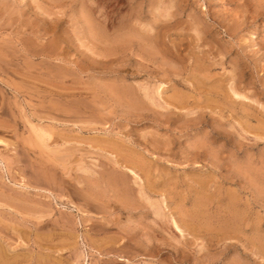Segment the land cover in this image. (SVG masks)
Here are the masks:
<instances>
[{
	"label": "rangeland",
	"instance_id": "rangeland-1",
	"mask_svg": "<svg viewBox=\"0 0 264 264\" xmlns=\"http://www.w3.org/2000/svg\"><path fill=\"white\" fill-rule=\"evenodd\" d=\"M0 15V202L34 192L0 207V264H264V0Z\"/></svg>",
	"mask_w": 264,
	"mask_h": 264
},
{
	"label": "bare ground",
	"instance_id": "bare-ground-1",
	"mask_svg": "<svg viewBox=\"0 0 264 264\" xmlns=\"http://www.w3.org/2000/svg\"><path fill=\"white\" fill-rule=\"evenodd\" d=\"M1 16V15H0ZM208 19V18H207ZM169 26V25H168ZM20 31V30H19ZM151 33V32H150ZM158 39V38H157ZM8 40V39H7ZM29 41V40H28ZM33 41V40H32ZM7 43V42H6ZM36 43V42H35ZM217 43V42H216ZM218 44V43H217ZM25 45V44H24ZM27 45V44H26ZM6 47V46H5ZM43 49V48H42ZM13 50V49H12ZM41 50V49H40ZM23 57V56H22ZM39 57V56H38ZM69 57V56H68ZM19 58V57H18ZM71 61V60H70ZM95 63V62H94ZM200 64V63H199ZM38 65V64H37ZM202 65V64H201ZM233 66V65H232ZM8 67V66H7ZM12 67V66H11ZM26 67V66H25ZM33 67V66H32ZM5 68H6V66H5ZM23 68V67H22ZM51 68V67H50ZM10 69V68H9ZM214 69V68H213ZM11 71V70H10ZM232 72V71H231ZM4 73V72H3ZM7 74H8V72H7ZM13 74V73H12ZM28 74V73H27ZM231 74V73H230ZM234 74V73H233ZM5 76V75H4ZM8 76H9V74H8ZM14 76V75H13ZM58 76V75H57ZM56 76V77H57ZM14 77H16V76H14ZM17 78V77H16ZM57 78H59V77H57ZM179 78V77H178ZM234 79V78H233ZM177 81V80H176ZM232 82V81H231ZM1 83V82H0ZM4 84V83H3ZM25 84V83H24ZM194 85V84H193ZM4 86V85H3ZM230 87H231V85H230ZM231 90V89H230ZM247 90V89H246ZM18 91V90H17ZM19 92V91H18ZM232 92V91H231ZM220 93V92H219ZM234 94V93H233ZM254 94V93H253ZM236 95V94H235ZM44 96V95H43ZM81 96V95H80ZM32 100V99H31ZM83 100V99H82ZM81 100V101H82ZM47 101V100H46ZM69 101V100H68ZM65 104V103H64ZM82 104V103H81ZM15 105H16V103H15ZM219 105V104H218ZM41 106V105H40ZM85 106V105H84ZM18 107V106H17ZM17 107H15V108H17ZM83 107V106H82ZM182 107V106H181ZM19 108V107H18ZM17 108V109H18ZM48 108V107H47ZM1 109V108H0ZM8 110H10L9 108H8ZM20 111V110H19ZM67 113V112H66ZM20 114V113H19ZM166 115H167V113H166ZM74 116V115H73ZM210 116V115H209ZM30 119V118H29ZM259 119V118H258ZM215 121V120H214ZM39 122V121H38ZM167 122V121H166ZM56 123V122H55ZM60 123V122H59ZM170 123V122H169ZM73 124V123H72ZM162 124V123H161ZM197 124V123H196ZM201 124V123H200ZM204 125V124H203ZM220 125V124H219ZM2 126V125H1ZM36 126V125H35ZM187 126V125H186ZM191 126V125H190ZM217 126V125H216ZM189 127V126H188ZM218 127V126H217ZM47 128V127H46ZM53 129V128H52ZM181 129V128H180ZM46 131V130H45ZM184 131V130H183ZM37 132V131H36ZM214 132V131H213ZM49 133H51V132H49ZM183 133V132H182ZM181 134V133H180ZM223 134V133H222ZM43 135V134H42ZM73 141V140H72ZM216 142V141H215ZM88 144V143H87ZM229 145V144H228ZM201 148H203L202 146H200ZM199 147V148H200ZM197 148H198V146H197ZM196 148V149H197ZM236 148V147H235ZM71 149H73V148H71ZM135 149V148H134ZM152 151V150H151ZM199 151V150H198ZM171 152V151H170ZM195 152H197V151H195ZM205 153V152H204ZM220 153V152H219ZM225 153V152H224ZM127 155V154H126ZM131 155H129V156H125V159L127 160V161H124V162H122V163H125L126 165H124L123 166V169H125L126 170V172H123V171H120V172H117V173H113L112 175H110V178H109V180H107V182L109 181H111L110 183L114 186V187H116V186H120L121 188L122 187H124L125 186V182L126 181H128V179H130V180H136V179H138V176H137V174H136V172L132 169V168H128V166H131L132 167V165H135L136 163L137 164H139V161H137V160H135L133 157H130ZM196 157H197V155H196ZM202 157V156H201ZM236 157V156H235ZM203 158V157H202ZM124 159V158H123ZM124 159V160H125ZM26 160V159H25ZM56 160H58L59 161V158L58 159H56ZM61 161V160H60ZM66 161V160H65ZM72 161V160H71ZM191 161V160H190ZM141 162V161H140ZM74 163V162H73ZM2 164V163H1ZM44 164V163H43ZM118 163L116 162V163H114V165H117ZM119 165V164H118ZM128 165V166H127ZM196 165H198V164H196ZM2 166V165H1ZM51 166V165H50ZM89 166V165H88ZM121 166V168H122V165H120ZM62 167V166H61ZM203 167V166H202ZM229 167V166H228ZM120 168V167H119ZM154 168V167H153ZM204 168V167H203ZM51 169H53V168H51ZM50 170V169H49ZM35 171V170H34ZM54 171H56V170H54ZM58 171V170H57ZM56 171V172H57ZM53 172V171H52ZM68 172V171H67ZM114 172V171H113ZM236 172H238L237 170H236ZM158 173V172H157ZM61 174V173H60ZM77 174V173H76ZM63 175V174H62ZM31 176V175H30ZM29 176V177H30ZM55 176V175H54ZM53 177V176H52ZM140 178V177H139ZM162 178V177H161ZM38 179V178H37ZM165 179V178H164ZM168 179V178H167ZM12 180H13V178H12ZM194 180H196V179H194ZM205 180V179H204ZM38 182V181H37ZM46 182V181H45ZM81 182H84V179L83 178H81V179H79V181H78V183L79 184H81ZM108 182V183H109ZM177 182V181H176ZM224 182V181H223ZM31 183V182H30ZM51 183V182H50ZM237 183V182H236ZM53 184V183H52ZM64 184V183H63ZM46 185H48V184H46ZM87 185V184H86ZM52 186V185H51ZM112 186V187H113ZM144 186V185H143ZM203 186V185H202ZM5 187V186H4ZM57 187V186H56ZM126 187V186H125ZM62 188H64V187H62ZM62 188H60V190L62 189ZM147 188V187H146ZM227 188V187H226ZM31 189H33V188H31V187H27V186H25V185H23V186H19V190L20 191H18V188H17V191H16V195L14 196V197H10L9 196V198H10V200L12 201H10L12 204L13 203H17V208L18 207H20L21 205H23L24 204V197L25 198H28V197H26V196H28V195H34V192L31 190ZM123 189V188H122ZM211 189V188H210ZM5 190H7V189H5ZM36 190V189H35ZM39 190V189H38ZM37 190V192H39ZM44 190V189H43ZM64 190V189H63ZM84 189H83V187H82V189H81V191H83ZM125 190V189H124ZM124 190H122V191H120V192H123V195H124ZM9 192H10V190H8ZM41 191V190H40ZM151 191V190H150ZM12 192H14L13 191V189L11 190V193ZM49 192V191H48ZM47 192V193H48ZM91 192H93V191H91ZM15 193V192H14ZM13 193V194H14ZM41 193V192H40ZM67 193V192H66ZM12 194V195H13ZM51 194V193H50ZM160 194V193H159ZM162 194V193H161ZM205 195V194H204ZM44 197L43 198H45V197H47L46 195H43ZM172 196V195H171ZM8 197V196H7ZM42 197V196H41ZM50 197V196H49ZM63 197V196H62ZM163 197V196H162ZM165 197V196H164ZM180 197V196H179ZM193 197V196H192ZM9 198L7 199V200H9ZM30 198V197H29ZM173 198V197H172ZM31 199V198H30ZM67 199V198H66ZM78 199V198H77ZM43 199H41V201H42ZM49 200V199H48ZM47 200V201H48ZM191 200V199H190ZM0 201H2V200H0ZM28 201V200H27ZM44 201V200H43ZM53 201H54V199H53ZM9 202V203H10ZM45 202H46V200H45ZM44 202V203H45ZM55 202V201H54ZM7 203H8V201H7ZM6 202H0V207H1V205L2 206H7L8 207V205H10V204H7ZM26 203V202H25ZM41 203V202H40ZM47 203V202H46ZM51 203V202H50ZM157 203H158V201H157ZM27 204V203H26ZM26 204H25V207L27 208H29L28 210H26L25 211V215H27V216H29V217H32L31 218V221L33 220V218H36V216L37 215H33L34 213V209H33V207L31 206V202H29V205L28 206H26ZM42 204H43V202H42ZM48 205V204H47ZM47 205H45L44 204V206H47ZM50 205V204H49ZM69 205H71V204H69ZM87 205H88V203H87ZM176 205V204H175ZM11 206V205H10ZM16 206V205H15ZM14 206V208L16 209V207ZM24 206V205H23ZM34 206V205H33ZM72 206V205H71ZM147 206H148V204H147ZM197 206V205H196ZM6 207V208H7ZM151 207V206H150ZM181 207V206H180ZM21 208H23V207H21ZM25 208V209H26ZM10 209H12V207L10 208ZM14 209V210H15ZM19 210H20V208H18ZM45 209V208H44ZM128 209V208H127ZM223 209V208H222ZM13 210V209H12ZM79 210V209H78ZM37 211V210H36ZM82 210H79V212H81ZM168 211H172V210H168ZM15 212H17V211H15ZM23 212V211H22ZM50 212V210L48 211V213ZM83 212V211H82ZM204 212V211H203ZM18 214H22L21 212H17ZM44 213H46V212H44ZM47 213V214H48ZM61 213V212H60ZM35 214H36V212H35ZM43 214V213H42ZM23 215V214H22ZM40 215V214H39ZM82 216H84V214L82 213L81 214ZM25 217V216H24ZM44 218V217H43ZM61 218V217H60ZM50 219H52V218H50ZM194 219V218H193ZM196 219V218H195ZM16 220V219H15ZM92 220V219H91ZM204 220V219H203ZM29 221V220H28ZM51 221V220H50ZM171 221V220H170ZM20 223V222H19ZM31 223V222H30ZM48 223V222H47ZM52 224V223H51ZM64 224H65V222H64ZM80 224H81V222H80ZM173 224H174V228L176 229V231L178 232V233H182V231H181V229L179 228V226H177V224L175 223V222H173ZM34 225V224H33ZM36 225H37V223H36ZM69 225H70V223H69ZM70 226H72V225H70ZM81 228H82V226H81ZM15 229V228H14ZM218 229V228H217ZM21 230V229H20ZM102 230V229H101ZM204 230V229H203ZM210 230V229H209ZM94 231V230H93ZM225 231V230H224ZM205 232V231H204ZM208 232V231H207ZM220 232H222V231H220ZM27 233V232H26ZM46 233V232H45ZM98 233V232H97ZM25 234V233H24ZM3 235V234H2ZM180 235V234H179ZM178 235V236H179ZM45 236V235H44ZM212 237V236H211ZM20 238H21V236H20ZM228 239H229V237H228ZM47 242V241H46ZM49 242V241H48ZM48 242H47V245H48ZM7 243V242H6ZM114 243V242H113ZM112 243V244H113ZM15 244V243H14ZM13 245V244H12ZM60 245V244H59ZM49 248L51 247V245L50 246H48ZM65 247V246H64ZM237 247V246H236ZM156 248V247H155ZM46 251L48 250V248H47V246H46ZM44 249V250H45ZM63 250V249H62ZM49 251V250H48ZM3 252L0 250V254H2ZM6 253V252H5ZM241 253H243V252H241ZM4 255H6V254H4ZM17 256V255H16ZM19 256V255H18ZM0 258H1V255H0ZM86 258V257H85ZM121 261H123L122 260V258H119ZM2 260V259H1ZM2 262V261H1ZM2 264V263H1Z\"/></svg>",
	"mask_w": 264,
	"mask_h": 264
}]
</instances>
